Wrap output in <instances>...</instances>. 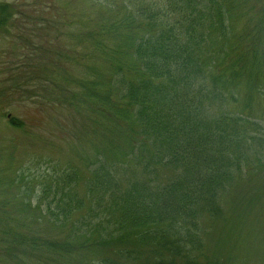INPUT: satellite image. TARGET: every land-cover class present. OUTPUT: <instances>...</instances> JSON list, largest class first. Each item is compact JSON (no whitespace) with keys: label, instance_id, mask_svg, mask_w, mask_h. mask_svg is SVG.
Instances as JSON below:
<instances>
[{"label":"trees","instance_id":"16d2710c","mask_svg":"<svg viewBox=\"0 0 264 264\" xmlns=\"http://www.w3.org/2000/svg\"><path fill=\"white\" fill-rule=\"evenodd\" d=\"M129 3L92 33L111 82L77 96L105 150L88 176L48 174L32 211L0 210L1 249L21 261L98 247L116 255L101 264H216L201 219L223 222L224 197L264 169V0Z\"/></svg>","mask_w":264,"mask_h":264},{"label":"rangeland","instance_id":"374dc122","mask_svg":"<svg viewBox=\"0 0 264 264\" xmlns=\"http://www.w3.org/2000/svg\"><path fill=\"white\" fill-rule=\"evenodd\" d=\"M131 1L0 0V210L32 211L48 174L71 166L88 176L86 160L105 150V139L92 140L95 124L77 96L94 93L91 84L82 89L83 79L111 82L110 60L92 33L131 9ZM224 214L223 222L200 221L206 257L216 264H264V169L224 197ZM34 221L31 229L53 235L45 221ZM1 241L0 235V264H38L4 252ZM115 256L91 247L43 264H101Z\"/></svg>","mask_w":264,"mask_h":264}]
</instances>
